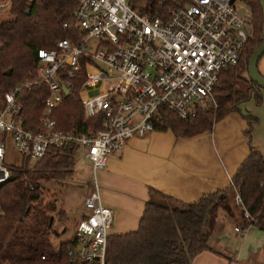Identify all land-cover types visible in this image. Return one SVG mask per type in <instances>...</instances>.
Instances as JSON below:
<instances>
[{"label":"built area","instance_id":"obj_1","mask_svg":"<svg viewBox=\"0 0 264 264\" xmlns=\"http://www.w3.org/2000/svg\"><path fill=\"white\" fill-rule=\"evenodd\" d=\"M168 2L161 1L154 15L129 0H77L64 22L70 35L39 48L32 74L0 96V183L11 174V146L33 164L50 149L76 142L77 153L90 162L89 191L67 239L69 264H108L114 212L102 201L98 171L107 167L111 154L131 137L157 129L156 123L164 121L162 106L184 119L216 108L220 72L238 63L249 42L250 19L240 15L236 0ZM11 5L12 0H0V13ZM77 81L85 121L94 119L90 131H65L55 116ZM38 83L47 86L48 94L32 128L19 96ZM235 201L246 209L237 189ZM252 225L260 227L235 228L244 233Z\"/></svg>","mask_w":264,"mask_h":264},{"label":"trees","instance_id":"obj_2","mask_svg":"<svg viewBox=\"0 0 264 264\" xmlns=\"http://www.w3.org/2000/svg\"><path fill=\"white\" fill-rule=\"evenodd\" d=\"M139 11L156 15L163 0H129ZM250 8L251 35L238 63L223 68L215 86L216 108L200 109L192 119L162 106L164 121L157 129H172L180 136H193L212 130L214 124L238 104L255 96L261 102V89L250 76L248 66L255 49L264 41V12L261 0H244ZM169 3L168 0H164ZM77 0H12L10 17L0 19V96L32 74L37 66V51L50 48L58 39L68 37L64 27ZM11 70L8 74L7 71ZM248 74V77L246 76ZM247 83V84H246ZM81 82L67 94L55 109L59 127L65 131H90L94 119L85 121L79 94ZM48 94L44 83L24 88L19 96L27 125L36 128L43 115ZM249 119L250 132L255 116ZM76 142L50 149L35 163L24 157L19 164H9L11 174L0 183V260L14 264H69V240L53 244L52 235L60 232L50 225L58 209L54 199L46 200L41 180H65L75 174ZM236 189L246 209L235 201ZM240 215L243 225H264V155L251 148L232 176V183L223 189L204 193L198 200L186 202L151 187L150 199L136 230L108 237V264H191L201 251L211 248L209 238L215 229L220 211ZM248 211L249 216H245ZM54 221V219H53ZM66 230L63 229L61 234ZM42 255H46L44 259Z\"/></svg>","mask_w":264,"mask_h":264},{"label":"crops","instance_id":"obj_3","mask_svg":"<svg viewBox=\"0 0 264 264\" xmlns=\"http://www.w3.org/2000/svg\"><path fill=\"white\" fill-rule=\"evenodd\" d=\"M261 3L264 12V0ZM258 68L264 75V54ZM260 93L261 102L250 98L239 103V110L230 111L210 131L180 136L170 128L155 129L131 137L114 151L107 167L98 171L102 201L114 212L110 234L138 228L151 187L196 201L229 186L252 147L264 155V89ZM246 115L258 118L250 132ZM78 161L89 177L90 162L83 157ZM240 222L221 210L209 238L211 248L198 253L191 264H264V228L252 225L241 233L235 228Z\"/></svg>","mask_w":264,"mask_h":264},{"label":"rangeland","instance_id":"obj_4","mask_svg":"<svg viewBox=\"0 0 264 264\" xmlns=\"http://www.w3.org/2000/svg\"><path fill=\"white\" fill-rule=\"evenodd\" d=\"M236 5L240 15L249 20L250 8L247 3L244 0H236ZM9 17L10 14L8 12L0 13V19ZM246 76L248 77V74H246ZM263 89L264 88L261 90ZM252 98L256 100L255 96H252ZM76 157L78 159L74 175L68 176L67 179L61 181L54 179L41 180L46 200L54 199L58 209L61 208L65 211L62 217L55 213L53 226L57 229L58 233L60 232L59 237H54V235H52L53 244L55 246L72 236L78 216L81 213L80 209L83 207L84 196L89 191V177H86V167L78 161L82 156L77 153ZM23 158L24 157L17 152L13 146L9 148L7 152V161L9 164H19ZM236 218L243 222L240 215H236ZM63 229L66 231L61 234Z\"/></svg>","mask_w":264,"mask_h":264},{"label":"water","instance_id":"obj_5","mask_svg":"<svg viewBox=\"0 0 264 264\" xmlns=\"http://www.w3.org/2000/svg\"><path fill=\"white\" fill-rule=\"evenodd\" d=\"M263 54H264V41L253 52L248 66L249 76L262 88H264V75L259 71L258 63ZM7 73L10 74L11 70H8ZM65 92L68 93L67 88H65ZM53 219L54 216L52 215L50 218V225L52 224Z\"/></svg>","mask_w":264,"mask_h":264}]
</instances>
